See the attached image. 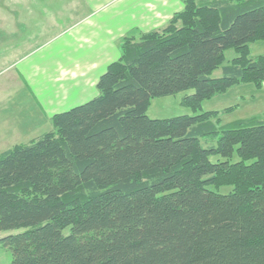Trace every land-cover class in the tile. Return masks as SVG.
Here are the masks:
<instances>
[{
	"label": "trees",
	"instance_id": "16d2710c",
	"mask_svg": "<svg viewBox=\"0 0 264 264\" xmlns=\"http://www.w3.org/2000/svg\"><path fill=\"white\" fill-rule=\"evenodd\" d=\"M183 2L165 28L123 39L96 96L0 152V230L24 228L0 238L11 264H264V116L148 115L156 97L192 89L198 111L264 81V54H250L264 0Z\"/></svg>",
	"mask_w": 264,
	"mask_h": 264
},
{
	"label": "crops",
	"instance_id": "0c3cea01",
	"mask_svg": "<svg viewBox=\"0 0 264 264\" xmlns=\"http://www.w3.org/2000/svg\"><path fill=\"white\" fill-rule=\"evenodd\" d=\"M73 6L75 20L28 42L10 81L0 82V152L39 137L53 127L54 114L96 96L100 76L121 57L123 39L163 29L184 2L84 0Z\"/></svg>",
	"mask_w": 264,
	"mask_h": 264
},
{
	"label": "rangeland",
	"instance_id": "374dc122",
	"mask_svg": "<svg viewBox=\"0 0 264 264\" xmlns=\"http://www.w3.org/2000/svg\"><path fill=\"white\" fill-rule=\"evenodd\" d=\"M83 2L84 0H0V82L10 81L11 74L15 71L14 64L26 53L25 50L30 46L28 42L41 41L42 37L55 34L59 27L73 22L77 13L71 9L74 4ZM64 9H68L66 13H63ZM15 23L18 27L14 32ZM250 51L253 57L256 54H264V40L250 43ZM237 55L235 48L226 50L224 64L231 63ZM221 76H223L222 67L212 73V77ZM193 92L194 90L190 89L153 98L148 115L151 118H171L184 114L195 115L206 111H219L218 116L212 117L218 125L264 116V81L260 84L252 81L236 83L227 90L203 100L202 107L198 111L183 103L184 98ZM48 130L50 129L44 132ZM218 137H201L202 145L205 147L211 143L215 145ZM211 159L217 161L221 157L214 155ZM210 187L223 194L233 190L232 185ZM23 230L24 228L0 230V238ZM12 258L11 248L0 243V264H11Z\"/></svg>",
	"mask_w": 264,
	"mask_h": 264
}]
</instances>
